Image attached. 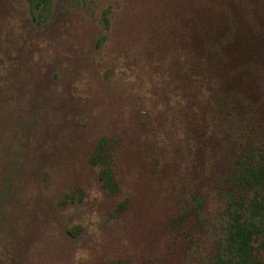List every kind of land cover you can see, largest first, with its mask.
<instances>
[{
	"label": "trees",
	"instance_id": "obj_1",
	"mask_svg": "<svg viewBox=\"0 0 264 264\" xmlns=\"http://www.w3.org/2000/svg\"><path fill=\"white\" fill-rule=\"evenodd\" d=\"M51 2L0 0V161L2 143L23 138V148L15 143L12 154L30 151L39 159L44 153L38 115L43 105L33 88L53 91L58 75L50 69L43 75L44 67L35 72L30 51L35 37L47 31ZM183 2L160 37L164 53L133 45L100 59L98 75L125 90L130 104L119 116L101 118L94 144L83 126L69 142L83 148L86 166L96 173L102 195L113 200L117 219L142 203L128 194L126 174L138 171L144 177L152 188L150 223L166 252L180 239L193 263L264 264V136L259 133L264 124L255 123L264 117V0ZM158 111L170 116L172 125L162 123ZM46 165L30 174L50 180L53 170ZM4 173L8 180L16 174ZM77 189L55 208L38 205L44 212L34 210L26 220L25 244L7 248L6 242L1 264H24L29 244L53 224L56 212L63 216L80 207ZM79 229L66 230L64 237L76 239ZM108 264L138 263L122 256Z\"/></svg>",
	"mask_w": 264,
	"mask_h": 264
},
{
	"label": "rangeland",
	"instance_id": "obj_2",
	"mask_svg": "<svg viewBox=\"0 0 264 264\" xmlns=\"http://www.w3.org/2000/svg\"><path fill=\"white\" fill-rule=\"evenodd\" d=\"M182 2L52 0L50 18L44 26L47 31L44 36L35 37V46L30 51L35 72L44 67L43 75L47 69L56 70L58 75L53 91L36 93L35 85L33 88L43 105L38 115L44 125L39 130L44 153L39 159L30 151L24 156L18 150L12 154L15 143L23 148L25 138L2 143L5 145L1 147L4 157L0 161V252L6 242L10 244L7 248L25 244L26 220L34 210L44 212L38 205H43L44 210L50 206L55 208L57 202L78 188L83 198L80 207L67 209L63 216L56 212L53 224L29 244L24 264H108L122 256L135 258L138 264H197L188 258L182 240L169 245L168 253L165 243L162 246V240L153 231L155 224L150 223L155 217L150 209L152 188L138 171L126 174L125 183L128 194L133 192V202L139 197L142 203H136L130 214L127 212L117 219L113 200L102 195L96 173L86 166L83 148L69 142L83 126L88 127L89 143L94 144L100 131L95 127H100L101 118L107 114L119 116L130 104L125 90L98 75L100 59L116 57L117 52L133 45L140 48L152 45V49L164 53L166 47L160 37ZM65 9L73 13L68 16ZM102 36L105 38L100 40ZM163 113L158 111L156 117L172 125L170 116ZM255 123L264 124V117ZM21 131L24 135L25 130H19L20 134ZM121 132L107 131L109 135ZM259 133L264 136V130ZM11 158L14 160L9 165ZM43 163L51 166L48 170H53L50 180L30 174L32 168ZM10 169L16 174L8 180L4 171ZM6 191H10V196ZM13 195L14 198H9ZM214 216L215 211L210 218L213 220ZM70 227H79L80 233L76 239L67 241L64 232ZM202 254L208 255L209 251Z\"/></svg>",
	"mask_w": 264,
	"mask_h": 264
}]
</instances>
